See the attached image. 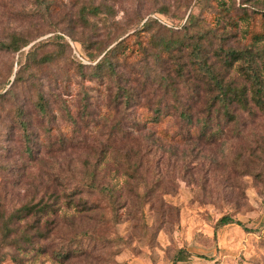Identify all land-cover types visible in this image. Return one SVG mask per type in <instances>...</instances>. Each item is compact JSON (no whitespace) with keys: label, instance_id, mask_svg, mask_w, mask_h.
<instances>
[{"label":"rangeland","instance_id":"obj_1","mask_svg":"<svg viewBox=\"0 0 264 264\" xmlns=\"http://www.w3.org/2000/svg\"><path fill=\"white\" fill-rule=\"evenodd\" d=\"M54 1L48 18L31 14L38 11L35 0L0 7V41L21 35L31 41L21 51L27 53L51 40L39 54L61 58L25 72L20 53L0 50L5 90L21 70L51 103L43 117L34 87L19 84L0 100V264H172L180 250L190 257L179 264H264V106L252 102V83L240 64L227 70L209 55L224 83L243 90L248 107L233 104L237 119L219 120L225 132L214 142L167 140L165 133L174 135L180 126L176 109L186 108L191 90L204 88L191 108L195 118H207L203 104L213 94H205L196 78L190 49L176 50L160 67L162 50L156 49L162 36L191 43L210 33L226 47L245 50L259 35L255 12L264 11V0H203L212 7L203 10L196 8L201 0ZM219 2L231 11L226 19L217 12ZM90 4L103 12L83 18L81 9ZM191 13L199 27L187 35L168 29L180 28ZM155 18L165 28L143 29ZM133 34L147 52L153 80L170 78L177 90L170 92V114L159 126L146 122L162 98L156 81L136 90L128 106L115 102V84L91 78L88 67L82 76L74 59L76 52L99 55L109 41L119 38L110 50ZM138 49L130 67L144 58ZM176 65L183 78L176 76ZM260 74L264 83V68ZM91 183L96 191L88 188ZM105 187L112 197L100 194ZM225 216L243 226L217 227ZM59 254L66 256L61 260Z\"/></svg>","mask_w":264,"mask_h":264},{"label":"trees","instance_id":"obj_2","mask_svg":"<svg viewBox=\"0 0 264 264\" xmlns=\"http://www.w3.org/2000/svg\"><path fill=\"white\" fill-rule=\"evenodd\" d=\"M0 1L2 2V6L0 7L5 9L8 6V4L5 2L19 0ZM202 2L203 0H201L198 6H196V8H199L198 10H203L205 7L209 9L212 8L211 6L206 5L205 2ZM35 3L37 4L38 11L31 14H40L42 17L45 16L46 18H48L56 8L54 0H35ZM217 5L218 8H220V10L217 9L218 14L223 13L222 18L226 19L231 12L230 9L227 7L225 2H219ZM101 8V5L93 4H90L88 7L83 6L81 9L82 16L83 18H86L87 14L99 16V14L103 12ZM255 14L258 15L260 27L259 35L253 37L252 41H250V47L246 48L245 50L226 47L224 43H221L220 40H217V35H211L210 33V35L200 33L201 39L197 41L194 40L191 43H187L186 40L181 39L180 36H172L171 38L162 36L158 39V47L156 45V49L162 50L157 51L159 58L158 67H160L162 63H166L165 57L171 58L176 50H181L184 48L185 50L190 49L191 53L189 57L191 63L193 64V70L196 78L203 82V85L206 88V91L204 92L205 94H213L207 100V103L203 104V107L205 106L204 113L207 114V118H195L191 108L200 103L198 99L201 97L200 94L202 90H204L203 86H195L185 100L186 108L176 109L180 126L174 135L165 133L164 137L167 140L175 143L186 142L193 139L198 140L199 142H214L223 138V131L225 132L219 120L223 119L228 124L236 121L237 118H235L233 111H231L233 104L239 103L241 108L248 107V99L245 97L243 90L232 88L231 85L224 83L219 73H217L214 65L208 63L209 55L214 54L218 59L221 60L219 62L220 67L226 68L227 70L233 69L237 63L240 64L238 65V70H243V75H245L252 83V102H254L258 107L264 106V83L262 82V77L260 74L261 68H264V48L258 47V44L264 42V11L255 12ZM198 21V17L191 13L185 24L181 25L180 28L168 29L173 31H181L187 35L191 28L195 26L199 27ZM153 24L159 28H165V26L161 25L157 19H151L145 23L143 29L148 28ZM134 37L135 35L124 38L109 50L108 47L117 42L119 38L111 40L108 42V45L101 50L99 55L96 56L90 55L89 57H85L81 53L76 52L74 59L80 66L79 69L82 76V69L88 67L91 69V78L115 84L117 88V99L115 102H121V104L124 103L128 106L133 100L135 95L134 92L136 90H139L140 88L146 89L150 85L151 81H156L157 90H159L161 93L162 98L159 103H157V108L153 112V116H150L146 122L154 126H159L163 121H166L170 114V92H176L177 90L170 83V78L168 79L164 76L160 78L159 75H157V79L153 80L154 78L152 77V69L149 64V59L145 58L147 56V52L142 49L141 41H132V38ZM215 40H217V44L216 42L214 43ZM50 42L51 40L34 45L27 53H21V51L31 43V41L21 35L15 34L10 37L8 42L0 41V50L12 52L14 54L20 53L21 65L23 63L24 66L28 65L27 69L25 70V72H27V70L35 65L37 67H50L59 64L61 58L58 54L45 53L40 55L38 52L39 49ZM215 44L216 49L213 51ZM136 46H139L138 51H140V55L144 58L137 62L131 63L132 67H130L128 61L131 58L130 55H134ZM99 57L100 59L97 61ZM95 61H97L96 64L92 65V63ZM128 68L131 72L123 73V71ZM174 72L176 73V76L180 78L184 77V71L181 69V66L176 65ZM156 74L157 73H155V76ZM138 76L141 77L139 78ZM17 84L23 86L25 89L29 86L34 87L35 79L27 80L21 74V70H18L15 73L14 80L11 83H8V85H10L9 90H5L6 85L3 86L0 84V100H3L7 95H11ZM27 90H29V88ZM34 91L36 94L35 107L43 117H48L51 103L46 98L45 93L39 91L36 87H34ZM16 117L18 118L19 125L25 132L26 137H28V125L23 119V110H19V108H17ZM29 152H31V149H29ZM87 186L89 189L96 191V187L94 189L92 183ZM100 194L103 196L108 195L109 197L113 196L112 191L107 187L102 188ZM227 225L243 226L240 222L236 221L230 216L222 217L217 222V227H224ZM65 256L66 254H59L57 257L62 260L65 258ZM189 257L190 255L185 252V250H180L174 256L172 264L186 262Z\"/></svg>","mask_w":264,"mask_h":264}]
</instances>
